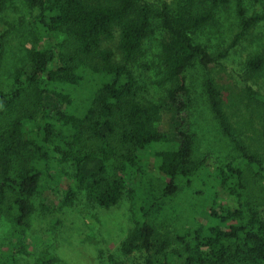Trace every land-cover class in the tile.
Returning a JSON list of instances; mask_svg holds the SVG:
<instances>
[{
	"label": "trees",
	"instance_id": "1",
	"mask_svg": "<svg viewBox=\"0 0 264 264\" xmlns=\"http://www.w3.org/2000/svg\"><path fill=\"white\" fill-rule=\"evenodd\" d=\"M25 2L38 10L34 46L12 89L0 90V218L12 223L0 264L32 257L33 198L54 213L81 192L104 209L127 193L135 226L121 251L143 256L134 264H264V156L230 123L213 77L214 67L264 16L246 18L239 2L240 33L211 51L198 33L228 0H167L156 11L136 0ZM153 13L166 33L160 59L170 88L159 104H144L133 66L154 34ZM113 41L121 64L107 47ZM197 63L205 71L209 108L237 161L221 165L194 156V100L185 73ZM247 70L262 73L264 58L251 57ZM246 98V107L264 109V94L249 87ZM14 121H24L25 129L12 131ZM69 162L71 175L63 168ZM109 262L125 264L113 256Z\"/></svg>",
	"mask_w": 264,
	"mask_h": 264
},
{
	"label": "rangeland",
	"instance_id": "2",
	"mask_svg": "<svg viewBox=\"0 0 264 264\" xmlns=\"http://www.w3.org/2000/svg\"><path fill=\"white\" fill-rule=\"evenodd\" d=\"M149 3L154 11L167 0H136ZM246 18L264 16V0H228L217 11L215 21L198 33L197 41L211 51L230 45L241 31L242 19L238 3ZM38 14L25 0H4L0 3V90L9 92L14 83L16 69L25 65L34 46L33 21ZM154 34L144 44V56L133 66L137 77L138 100L141 103L159 104L166 96L170 84L162 82L163 67L160 44L166 33L159 19L152 16ZM122 63L117 41L107 45ZM264 58V20L229 51L219 66L214 67L213 77L224 100V110L230 123L239 128L251 149L264 156V109L255 105L246 107L247 88L264 94V70L252 74L247 70L251 57ZM205 71L199 63L185 73L186 83L194 100L189 114L190 131L196 135L194 156L202 159L211 156L221 165L237 161L238 153L230 139L225 136L217 119L209 108L204 92ZM166 130L173 128V117L166 118ZM172 123V126L170 125ZM26 127L22 121H14L12 131L19 133ZM22 129V130H21ZM63 168L74 173L72 162ZM169 169V168H168ZM35 212L31 217L29 238L32 257H20L19 264H110L109 257L125 264L143 262L142 255L126 256L121 245L134 228L132 202L127 193L110 209L92 203L86 192H81L74 204L54 213L43 212L39 198L32 199ZM12 234V223L0 218V248L5 250Z\"/></svg>",
	"mask_w": 264,
	"mask_h": 264
}]
</instances>
